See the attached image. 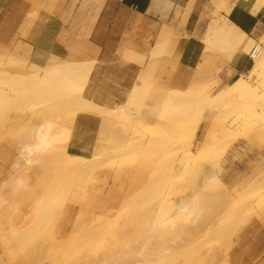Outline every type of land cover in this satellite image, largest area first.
<instances>
[{"label":"rangeland","instance_id":"obj_1","mask_svg":"<svg viewBox=\"0 0 264 264\" xmlns=\"http://www.w3.org/2000/svg\"><path fill=\"white\" fill-rule=\"evenodd\" d=\"M28 1L32 10L27 13V15L29 14L25 20L27 23L23 24L18 32L21 36L25 35V29L36 17L37 12L34 16L33 14L35 9L38 10L41 3V0ZM230 1L232 6L235 0ZM79 2L80 0H77V5ZM75 6L74 3L73 7ZM230 8L226 11L225 7L219 6L214 10L211 0H208L201 13L194 20L195 26L191 34L201 42L202 53L200 61L192 68L190 76L197 67L201 68V83H199L197 91L200 96L202 91H206L207 88H209L208 93L215 92L218 85L228 83L234 73L237 72L231 67V62L227 60L223 52L224 48H220L213 39L209 42L203 39L205 33L208 32L206 26L213 18L219 19L224 16L225 19L233 21L231 17H228ZM201 17L202 19H200ZM200 20L201 24L199 25ZM79 22L77 26L75 25L78 29ZM172 29L171 27L162 54L157 58L156 68L152 73V84L148 87L143 98L142 108L140 107L139 110L141 112L135 113L134 108L131 110L135 116H140L143 112L146 107L145 104L149 101L148 97L153 94L154 89L159 90L162 86L184 89L187 86L181 88L171 84L169 78L173 70L167 67L166 62L162 63L160 60L161 56L169 53L170 48L166 45L170 43L169 38ZM263 32L255 36L256 39L250 33L248 34L257 40ZM178 34H175L174 38ZM77 37L78 30L67 33L65 44L68 50L71 42ZM15 38L7 45V48L10 51L18 50L20 62L26 63L27 69H32L31 62L28 60V48ZM262 45L264 44L261 43ZM246 56L248 57V55ZM251 63L252 61L248 57V63L242 71H246ZM2 66L4 70L13 72L12 68L7 67L11 65L2 63ZM250 83L253 82L250 81ZM255 85L257 91L264 95V80L256 82ZM0 87L10 96L16 95L18 91L17 85L13 86L9 82H1ZM41 99L0 101L1 147L8 146L13 153L14 151L17 152L18 140L28 132L33 122L40 121L49 111L45 99ZM160 107V103H158L152 111L156 112ZM243 112L242 102L236 94L231 97L227 104L210 106L200 101L190 109L183 121H177V123L173 119L177 115L174 117L172 113H169V118L165 117L167 119L164 118V120L158 117L156 119L154 113H145L143 115L145 123L132 124L126 127L116 123L114 129L118 130L120 135L116 139L113 137L108 139L106 135L95 133L93 139L90 140L95 142L98 147L102 146L101 154L91 163L83 165L73 162L74 159L71 156L74 155V150L70 143L73 139L76 140L78 135L83 136L82 140L85 141V127H82L79 122L82 118L86 120L87 117L82 115L81 117L78 112L73 115L67 114L64 116L66 119L62 120L60 124V127L69 131L68 138L60 143L63 148L57 146L48 152L38 153L35 160L29 164L23 163L21 159V163L17 166L13 165L11 172L1 179L0 193L3 194V202L0 218H3L5 223L10 222L12 226L17 227L20 234L16 239L10 238L7 231L10 227L5 224L7 229L0 232V238L6 237L5 241L11 243V246L7 248V255L0 240V256H3V261L0 264H126L128 260L143 259L145 255H135L138 252L126 255V261H124V256L114 258L117 254L126 251L127 246H136L147 233L146 229L150 221L149 213L156 206L157 187L163 200L178 203L181 197L186 198V200L191 197L195 191L194 188L198 189L197 186L204 183L205 177L213 174L212 168L220 167L217 171L214 169V173L220 177L225 188L230 189V173L233 161L235 159L241 160L247 152L260 151L264 147V143H261V131L253 127L249 128L244 140L226 145L215 156L208 151L198 150L214 117L216 121L219 120L220 124H227L234 120L239 122ZM150 124L157 125L158 128L153 126L152 130ZM8 126L9 131L3 133V127L8 128ZM219 130L217 127V133ZM119 139L123 140L124 143H129L128 149L112 151L110 147L116 144ZM5 141L11 142L5 144ZM219 145H221V139L217 144L218 148H220ZM127 157L133 160L127 168V174L117 177L116 166L122 163L119 161L121 158ZM136 159L141 160L140 163ZM153 162L156 167L158 165V176L153 174L156 170H153ZM178 163L181 167L177 165ZM217 163L220 165L219 167L216 166ZM171 164L172 166L169 168ZM175 166L176 168H174ZM263 168L255 167L253 169L254 177L249 178V185H251L248 189L247 186L238 188V194L235 197L237 198L239 194L243 195V212L236 218V223L231 231L230 242L226 244L227 239L224 237H206L207 235L203 232H200V235H197L193 240L186 236V241L183 239L171 244L173 247L170 251L171 264H200L202 262L198 260L199 255L210 250L214 252L215 264H230L227 252L234 242L235 234L251 216L258 215L264 206ZM184 170L187 173L180 178H176L173 174H181ZM16 175H19L21 179H26V182L17 184L14 181ZM61 179L63 180L60 181ZM94 181H96L95 185ZM97 183L102 185L103 194L109 193L115 196L112 206L109 207L110 209L108 208L112 216L104 217L100 214L98 219L85 223L94 213H98V210L92 206L95 201L94 195H92L93 191L98 192ZM201 192L197 201V207L200 211L198 215L203 212L208 215L210 210L206 207L205 198L216 197L219 202L222 201L224 195L221 189ZM36 196L41 197L42 207L37 211L30 210L28 202ZM123 196L124 198H122ZM79 214H82L83 217H79ZM76 220L82 221L84 224L82 227L86 228L84 231L79 229L72 231V224ZM188 224L193 225V221ZM5 225L3 224V226ZM194 225H196L195 222ZM61 229H64V233H59ZM189 231L191 232L192 229ZM75 237L79 238L76 239ZM57 240L75 241L76 244L67 251L49 253V245ZM183 242L190 245L197 244L199 247L181 249L182 247L179 245L185 246Z\"/></svg>","mask_w":264,"mask_h":264},{"label":"bare ground","instance_id":"obj_2","mask_svg":"<svg viewBox=\"0 0 264 264\" xmlns=\"http://www.w3.org/2000/svg\"><path fill=\"white\" fill-rule=\"evenodd\" d=\"M99 1L100 0H96L97 3ZM230 2V0H211L212 8L214 10L219 6H222L228 11L229 7H231ZM263 5L264 0H253L252 4H250L247 9L249 13H253ZM36 12L37 11L34 12L33 16ZM183 18L184 15L180 21H183ZM200 19H202V17ZM200 24L201 20L199 21V25ZM160 27L157 37L155 35L156 40L154 44L148 48L147 58H144L147 61L142 64L140 70H138L135 81L129 88L125 99L121 103L112 106L95 103L83 95L84 87L94 65L93 58L86 60H73L66 58L59 59L52 56L44 65H38L31 62L32 69L29 70L27 69L26 63L24 64L20 62V52L18 50L13 49V51H10L7 48V45L0 43V83L9 82L13 86L17 85L18 89L16 95L10 96L2 87H0V101L11 99H28L34 101V99L42 100L41 98H44L49 107L48 113L45 114L40 121L33 123L30 121L32 125L29 127L28 132L18 140L19 142L16 146L17 152L15 153L14 151L16 157H14L11 169L13 165H19L21 159L23 163L29 164L31 161L35 160L38 153H42L43 151L48 152L49 150L55 149L57 146H61L60 143L65 141L69 136V131L64 127H60L61 121L66 119L64 116L67 114L73 115L78 112L80 116L82 115L87 118L88 116L94 117L95 123L98 126L96 128V133L106 135L108 139L112 137L116 139V137H120L118 130L114 129L116 123L121 124L123 127L132 124H142L144 122L143 115H145V113H154L156 119L158 117L162 120H164L165 117L169 118L168 114L172 113V115L174 114V117L177 115L173 118L177 123V121H183V118L185 119L189 114L190 109L193 106H196L200 101L210 106L227 104L231 97L236 94L240 97L244 111L240 121L238 122L234 120L227 124H220L219 120H217V122L215 117L214 119L212 117L213 121L211 120L208 130H206L208 132L204 140L201 142L202 144L198 147V150L208 151L215 156L226 145L233 144L238 140H244L249 128L253 127L261 131V143H264V95L257 91V86L255 85L256 82L264 80V45L261 46V43L264 44V32L257 39L258 42L257 40H254L250 34L241 29L237 23L225 19L224 16L219 19L213 18L208 23V26H206L208 32L205 33L203 39L206 42H209L212 39L215 40V43H217L220 48H224L223 52L225 53L227 60L231 62L234 57L233 61L237 65H239L246 55H248L252 61L249 68H247L246 71L239 70L235 72L229 82L224 85L220 84L217 86L214 84L217 86L215 92L208 93L207 90L209 88H207L206 91H202V95L200 96L197 91L199 83H201L202 70L200 67H197L196 70L191 73L187 86L184 89H177L169 86H162L159 90L154 89L153 94L148 97L149 101L145 104L146 107L143 109L140 116L133 115V112L131 111L133 108L135 109V113H138L142 108L141 105L143 98L148 87L152 84V73L156 68L157 58L160 57L164 50L167 36L171 29V27L165 23ZM122 55L125 59H134L140 62L143 60V54L137 53L129 48L123 49ZM2 63L11 65L7 67L12 68L13 72L4 70ZM250 81L253 83H250ZM158 103H160V109L153 112V108ZM171 120L172 118L170 121ZM159 122L158 124H160ZM150 126H152V128H150L153 130L154 125L150 124ZM217 127L220 129L218 133ZM6 131H9V126L8 128L3 127L2 132L7 133ZM80 137L81 135H78L75 140L77 145L72 146L74 150V155L71 156L74 159L73 162L81 163L82 165L91 163L101 154L100 150L102 149V146L100 145V147H98L95 142L86 139L84 141L82 140L83 137ZM220 139L221 145H219L220 148H218L217 144ZM128 147L129 143H124L123 140L119 139L116 144L110 148L112 151H118L128 149ZM61 148H63V146H61ZM144 157L145 156H143V158ZM129 159L130 158L127 157L119 160L122 163H119L116 166L117 177H122L127 174V168L133 161ZM140 161L141 160H137L139 163ZM154 164L155 163L153 162V170H156L153 174L154 176H158V165L156 164V167ZM179 164L180 163L177 165L179 166ZM213 165L211 166L214 167ZM171 166L172 164L169 168H171ZM216 166L219 167L220 165L217 163ZM174 168H176V166ZM219 168L217 169L219 170ZM212 169L213 174L205 177V181H203L204 183H200V186H197L198 189L194 188L195 191H198L195 192L193 190L194 193H192L191 197L187 200L186 198L181 197L178 203L166 202L163 200L162 195L159 193V188L157 187L156 206L154 210L149 213L150 221L146 229L147 233L139 240L140 242H138L136 246H127L125 249L126 251L117 254L114 259L124 256V261H126V255L138 252L135 254L136 256L145 255V257L143 259L128 260L126 264H171L172 258L170 257V251L171 248H173L171 244L183 239L185 240L186 236H189V239L193 240L197 235H200V232L206 234V237H224L227 239L226 244H228L232 234L231 231L236 223V218L243 212V195L239 194L237 198L235 197L236 194H238V188L241 186H247L248 189L251 184L249 185V177H247L238 181L230 189L225 188L220 177L214 173V169L216 168ZM262 170L264 173V168ZM159 171L161 170L159 169ZM186 173L187 171L185 172L184 170L181 174H173L176 178H180ZM62 180L63 179L60 181ZM14 181H16L17 184H22L26 182V179H21L19 175H16ZM95 183L96 181H94V185ZM99 184L97 183L96 186L98 192L93 191L92 194L95 199L92 206L98 210V213H94L85 223L98 219L100 214L104 217L112 216V213L109 212V207L112 206L111 204L114 201L115 196L114 194L109 193L103 194L102 185L100 186ZM213 189H221L224 198L219 202L216 200V197L205 198L206 207L209 208L210 213L205 215L203 212L198 215L200 211L197 207V201L200 198L201 191L204 192L205 190L210 191ZM122 198H124V196ZM40 200L41 197L39 196L33 197L28 202L30 210H39L42 207ZM2 202L3 194L0 193V217L2 216ZM79 217H83L82 214H79ZM190 221H193V225L188 224ZM194 222L196 225H194ZM2 223L4 225L7 224V227H10L9 230H7L10 238L16 239V237L19 236L20 230L17 227L12 226L10 222L5 223L3 218H0V232L7 229L6 225L3 226ZM83 225L82 221L76 220L72 224V231H77L78 229L84 231L86 228H83ZM191 229L192 231L190 232L189 230ZM63 231L64 229H61L60 232H58L64 233ZM75 238L78 239L77 237ZM5 239L6 237L4 238L3 236L0 238L4 252L7 254V248H10L11 243L5 241ZM183 243L185 246H183V244L179 245L182 247L181 249L199 247L197 244L190 245L186 244V242ZM75 244V241L71 242L69 240L64 242L57 240L49 245L48 251L49 253L67 251L70 248H73ZM199 256L200 258L198 260L202 262L200 263L198 261L200 264H215L216 262L213 250ZM1 261H3V256H0V262Z\"/></svg>","mask_w":264,"mask_h":264},{"label":"crops","instance_id":"obj_3","mask_svg":"<svg viewBox=\"0 0 264 264\" xmlns=\"http://www.w3.org/2000/svg\"><path fill=\"white\" fill-rule=\"evenodd\" d=\"M207 1L100 0L97 3L96 0H80L77 5V0H41L36 17L21 36L18 32L27 23V13L32 10L29 1L0 0V43L8 45L18 34L15 39L28 48V60L38 65L46 64L52 56L73 60L93 58L94 65L83 95L95 103L112 106L125 99L163 23L173 29L170 43L166 45L170 48L169 53L160 60L173 70L169 78L171 84L181 88L187 85L190 72L202 53L201 42L191 34L194 20ZM252 2L235 0L228 17L255 37L264 31V5L249 13L247 7ZM74 3L77 9L73 7ZM183 15V21H180ZM78 22L79 29L76 27ZM77 30L78 37L68 50L67 33ZM125 48L143 54L142 63L125 59L122 55ZM233 59L231 67L235 71H242L248 63L247 56L239 65ZM79 123L85 127V139H93L98 127L94 117L82 118ZM8 142L11 141H5V144ZM70 145L76 146L77 142L73 139ZM14 157L12 149L0 146V182L11 172ZM255 167H264V147L233 161L230 187L241 179L254 177ZM227 258L230 264H264V206L235 234Z\"/></svg>","mask_w":264,"mask_h":264}]
</instances>
